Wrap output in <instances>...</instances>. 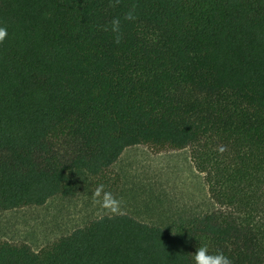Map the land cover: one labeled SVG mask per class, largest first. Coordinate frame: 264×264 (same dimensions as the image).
I'll return each instance as SVG.
<instances>
[{"label":"trees","instance_id":"trees-1","mask_svg":"<svg viewBox=\"0 0 264 264\" xmlns=\"http://www.w3.org/2000/svg\"><path fill=\"white\" fill-rule=\"evenodd\" d=\"M0 27V212L104 185L138 144L190 147L216 203L1 241L0 264H193L202 245L264 264V0H0Z\"/></svg>","mask_w":264,"mask_h":264},{"label":"rangeland","instance_id":"rangeland-1","mask_svg":"<svg viewBox=\"0 0 264 264\" xmlns=\"http://www.w3.org/2000/svg\"><path fill=\"white\" fill-rule=\"evenodd\" d=\"M101 181L104 190L121 201L119 213L149 223L166 224L180 215L216 208L190 147H127ZM97 186L90 184L76 197L57 196L41 206L0 212V242L26 243L39 250L101 215H112L93 203L92 191Z\"/></svg>","mask_w":264,"mask_h":264},{"label":"clouds","instance_id":"clouds-1","mask_svg":"<svg viewBox=\"0 0 264 264\" xmlns=\"http://www.w3.org/2000/svg\"><path fill=\"white\" fill-rule=\"evenodd\" d=\"M120 0H110V6L116 7ZM124 20L132 21L136 19V6L133 5L131 9L125 13ZM104 31H111L113 33V41L117 45L121 43L123 38V33L121 31V19L119 17H114L110 21V25L102 26ZM7 29L5 27H0V43H2L7 37ZM92 201L95 205H98L105 214H119L121 207V201L115 197L110 191L104 190V185H98L92 191ZM104 216L101 215L100 219ZM109 218H112L110 215ZM193 264H232V260L229 256L225 255L223 251H218L216 253H210L207 245L199 246L192 256Z\"/></svg>","mask_w":264,"mask_h":264}]
</instances>
